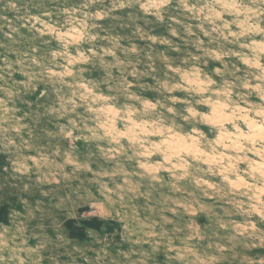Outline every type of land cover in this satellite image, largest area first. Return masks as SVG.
I'll return each mask as SVG.
<instances>
[{
    "label": "rangeland",
    "instance_id": "1",
    "mask_svg": "<svg viewBox=\"0 0 264 264\" xmlns=\"http://www.w3.org/2000/svg\"><path fill=\"white\" fill-rule=\"evenodd\" d=\"M0 264H264V0H0Z\"/></svg>",
    "mask_w": 264,
    "mask_h": 264
}]
</instances>
